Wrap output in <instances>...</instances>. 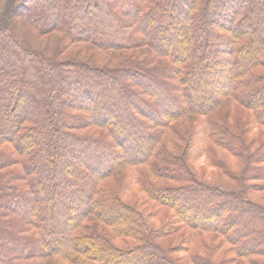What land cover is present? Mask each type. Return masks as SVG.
Here are the masks:
<instances>
[{"label": "trees", "instance_id": "obj_1", "mask_svg": "<svg viewBox=\"0 0 264 264\" xmlns=\"http://www.w3.org/2000/svg\"><path fill=\"white\" fill-rule=\"evenodd\" d=\"M19 5L33 29L48 20L62 34L60 47L119 55L110 68L47 70L6 49L15 59L0 64V264H181L173 254L185 239L163 241L183 228L210 235L191 264H264V203L251 198L264 192V0ZM87 128L99 132H75ZM203 155L219 170L213 181L192 173ZM137 198L155 206L145 212ZM30 224L38 231L26 235Z\"/></svg>", "mask_w": 264, "mask_h": 264}, {"label": "rangeland", "instance_id": "obj_2", "mask_svg": "<svg viewBox=\"0 0 264 264\" xmlns=\"http://www.w3.org/2000/svg\"><path fill=\"white\" fill-rule=\"evenodd\" d=\"M19 0H0V44H3V51L0 49V64L4 63L7 61H11L14 62V56L10 54V52H8L6 49H12L14 50V52H19L21 53V55L23 56L21 59L26 58V53H28L29 55L32 54V56L34 58H36L43 66L44 69L47 68V70L51 69L53 64L56 63H68L69 61H76V62H83V63H87L89 64V66L92 67H99V68H110L112 66H114L116 64V59L118 58V53L112 52V51H100L97 48L94 47V45H91L89 43H74L68 46H62L60 47L61 43H60V38H61V33H59L58 31H54V30H49L48 25V20L42 21V23H44V25H42V27L39 30H35L33 29V26H31L27 20V18L25 19L24 16L26 15H21V6L18 5ZM31 7L33 8V3L30 4ZM17 7V8H16ZM14 8L16 10H14ZM38 12L36 11V9H32L31 13L28 14V16L35 18L37 16ZM43 17L46 18V16L43 14ZM209 27H213L214 26V22L211 21V18L209 20ZM17 43L20 45H17ZM60 44V45H59ZM7 46V47H6ZM26 49V53L25 52H21L22 50L20 49ZM5 49V51H4ZM141 50L138 51L139 53H143V52H148V48H140ZM15 54V53H14ZM29 57V56H27ZM33 58V59H34ZM114 60H111V59ZM18 59V58H17ZM20 59V58H19ZM27 59V58H26ZM28 61V60H27ZM26 61V62H27ZM160 61H165V60H160ZM36 63V60L31 62V64L34 66V64ZM30 64V63H29ZM31 65V66H32ZM37 65V64H36ZM39 65V64H38ZM41 65V66H42ZM33 71V70H32ZM210 91H213L214 88L213 86H211L209 88ZM33 92V91H32ZM144 98L146 96H143ZM147 99V97H146ZM68 100V98H66V101ZM224 102L223 105H226V107H228L230 109V111L232 110V115H234L233 113H237L236 111L240 112L239 107H237L235 109L236 106H238L239 104L230 99V98H223ZM21 101L25 102L28 104L27 106V112H30L31 110V106L30 104L27 102L29 101V99L25 96H23L21 98ZM225 107V108H226ZM22 110V106L19 104V106L17 107V110ZM224 109V108H223ZM111 110V111H110ZM74 111V110H73ZM70 112L71 114L74 115H84L83 113H78V112ZM109 115L114 116L115 113L113 112V109H109ZM90 113V110L89 112ZM249 112H242V115H248ZM192 116H187L186 121L192 119ZM109 122V121H108ZM127 124V121L121 120L120 125L121 127H125ZM260 130L262 131L263 128H261L260 126H255L254 129H251L252 135L260 132ZM101 131V130H100ZM76 133L78 134H83L86 132V134L88 133H96L99 132L93 128H87L86 130H78L76 131ZM135 134V133H134ZM123 135L124 137H126L129 135V130H124L123 131ZM129 138V137H128ZM75 151V150H74ZM216 152L222 157H228L227 154L225 152L216 150ZM70 153V152H69ZM215 153L216 156H218V154ZM68 154V153H66ZM71 155V154H70ZM97 156V155H95ZM28 157V156H27ZM54 158L58 159V155H54ZM198 159H194L192 160L191 164V170L193 175L196 176V178L198 179H204V180H211L213 181L218 173L219 170L214 167L213 165H210L208 159L205 157V155L203 156H199L196 157ZM25 159V158H23ZM74 161H76L77 163V159H75ZM13 168L15 169H20L21 165H17L14 166ZM2 174V172L0 173ZM26 179L30 178L28 176H26ZM25 184H26V180H18V181H13L12 182V186H20L22 188L25 189ZM128 194V193H127ZM126 194V197H128ZM140 197H142V195H140ZM251 198L258 202V203H264V192L262 193H257L251 196ZM130 200V198L128 199ZM138 202L142 205V201L141 198H137ZM145 205H142V208L144 209L145 212H148L150 210L153 209V206H155V204L152 201H146L144 202ZM161 210V214L157 213V215H155L153 222L157 225H159L162 221V214H163V208L160 207L159 211ZM168 212V211H167ZM169 214V213H168ZM14 218L16 217L14 214L9 213V218ZM29 229L25 232L26 235H32L35 232H37V228L36 227H32L31 224L30 226H28ZM210 235L205 236V235H201L200 237L197 236L196 233L191 232V231H187L185 228L181 229L180 231H178L175 234H171L170 236H168L167 239H165V241H163V243H165L166 245H176L177 243H179L181 241V238H184L186 241V246L185 249L188 250H182L181 252L178 253H174L173 257L178 258V260H180L181 264H191L189 260L191 255H202L204 252V247L208 244V238ZM185 245V244H182ZM221 246V250L223 251L224 249L229 248V245L227 243H223L220 245ZM227 255V254H226ZM227 257H230L227 255ZM241 261V260H238ZM242 262V261H241ZM243 263L245 264V262L243 261Z\"/></svg>", "mask_w": 264, "mask_h": 264}]
</instances>
